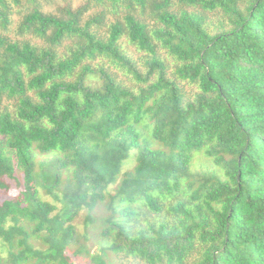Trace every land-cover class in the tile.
Returning a JSON list of instances; mask_svg holds the SVG:
<instances>
[{
	"label": "trees",
	"instance_id": "1",
	"mask_svg": "<svg viewBox=\"0 0 264 264\" xmlns=\"http://www.w3.org/2000/svg\"><path fill=\"white\" fill-rule=\"evenodd\" d=\"M0 242L264 264V0H0Z\"/></svg>",
	"mask_w": 264,
	"mask_h": 264
},
{
	"label": "rangeland",
	"instance_id": "2",
	"mask_svg": "<svg viewBox=\"0 0 264 264\" xmlns=\"http://www.w3.org/2000/svg\"><path fill=\"white\" fill-rule=\"evenodd\" d=\"M79 4V2H77V1H75V6H77ZM94 29H96V28H94ZM106 28L103 26L102 28H101V30H100V32L101 33H103V35H105V30ZM125 47H126V51L128 52V53H130V55L132 56V57H134V59H138L139 58V53H137L134 49H133V47H131L130 45H125ZM121 75V74H120ZM124 77V76H123ZM122 77V75H121V78H123ZM133 165V163H132V161H130L128 164H127V166L128 167H130V166H132ZM60 194V193H59ZM44 197H45V199H47V200H49V201H51V202H53V203H55L56 204V206H57V209H56V211H55V213L56 212H59V211H61V210H63L64 208H65V204H64V202H63V200L61 199V198H58V199H56V198H54L53 196H51V195H48V194H44ZM83 218H84V212H81L80 214H79V216L75 219V223L76 224H78V227H79V229L80 230H83V228H84V225H83ZM2 243L0 242V252L3 254V255H5V252H3V250H2ZM96 249H95V247L93 248V250L92 251H95Z\"/></svg>",
	"mask_w": 264,
	"mask_h": 264
}]
</instances>
